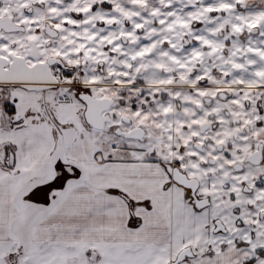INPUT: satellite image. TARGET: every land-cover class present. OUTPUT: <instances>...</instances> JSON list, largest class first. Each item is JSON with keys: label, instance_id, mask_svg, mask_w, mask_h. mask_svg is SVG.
Returning a JSON list of instances; mask_svg holds the SVG:
<instances>
[{"label": "snow or ice", "instance_id": "snow-or-ice-1", "mask_svg": "<svg viewBox=\"0 0 264 264\" xmlns=\"http://www.w3.org/2000/svg\"><path fill=\"white\" fill-rule=\"evenodd\" d=\"M0 264H264V0H0Z\"/></svg>", "mask_w": 264, "mask_h": 264}]
</instances>
